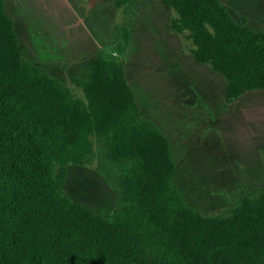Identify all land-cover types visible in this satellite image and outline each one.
Masks as SVG:
<instances>
[{
  "label": "trees",
  "instance_id": "obj_1",
  "mask_svg": "<svg viewBox=\"0 0 264 264\" xmlns=\"http://www.w3.org/2000/svg\"><path fill=\"white\" fill-rule=\"evenodd\" d=\"M190 33L194 60L226 83V107L264 91V33L221 0H162ZM84 99L22 60L0 0V264H264V191L230 217L205 218L176 187L169 138L139 108L122 63L98 58ZM105 142L119 203L105 218L61 193L69 167Z\"/></svg>",
  "mask_w": 264,
  "mask_h": 264
},
{
  "label": "rangeland",
  "instance_id": "obj_2",
  "mask_svg": "<svg viewBox=\"0 0 264 264\" xmlns=\"http://www.w3.org/2000/svg\"><path fill=\"white\" fill-rule=\"evenodd\" d=\"M239 24L264 33V0H221ZM22 60L84 99L77 82L98 58L122 63L141 111L172 144L174 183L205 218L230 217L244 196L264 191V92L226 107L222 77L198 64L190 33L169 28L162 0H5ZM119 170L105 142L69 167L61 193L105 218L118 207Z\"/></svg>",
  "mask_w": 264,
  "mask_h": 264
},
{
  "label": "crops",
  "instance_id": "obj_3",
  "mask_svg": "<svg viewBox=\"0 0 264 264\" xmlns=\"http://www.w3.org/2000/svg\"><path fill=\"white\" fill-rule=\"evenodd\" d=\"M222 3V2H221ZM228 11V10H227ZM194 59V58H193ZM199 64V63H198ZM200 65H202V64H200ZM205 66V65H204ZM212 71V70H211ZM213 72V71H212ZM125 73V72H124ZM214 73V72H213ZM126 76V75H125ZM221 77V76H220ZM126 80H127V82H128V85L130 86V88H131V90H132V92H133V88H132V86H131V84L129 83V81H128V78L126 77ZM225 81V80H224ZM262 92H264V91H262ZM133 94H134V92H133ZM134 97H135V94H134ZM136 99V98H135ZM241 99V98H240ZM237 102V101H236ZM225 103V102H224ZM235 103V102H234ZM233 103V104H234Z\"/></svg>",
  "mask_w": 264,
  "mask_h": 264
}]
</instances>
